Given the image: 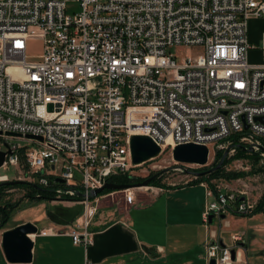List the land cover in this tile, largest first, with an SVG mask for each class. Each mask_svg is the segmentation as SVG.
Instances as JSON below:
<instances>
[{"label": "built area", "instance_id": "built-area-1", "mask_svg": "<svg viewBox=\"0 0 264 264\" xmlns=\"http://www.w3.org/2000/svg\"><path fill=\"white\" fill-rule=\"evenodd\" d=\"M76 1L68 14L66 0H0V150L12 152L4 167L25 165L31 183L57 185L58 199L81 197L74 245L93 243V192L139 166L133 136L150 137L161 154L190 143L209 158L242 147L264 165V61H248L251 50L264 53V33L258 46L248 37L264 0ZM38 39L42 53L28 61ZM183 47H202L204 57L169 51ZM202 184L206 222L256 206L243 191ZM125 191L133 205L136 194ZM232 249L214 241L208 263L233 264Z\"/></svg>", "mask_w": 264, "mask_h": 264}, {"label": "crops", "instance_id": "crops-1", "mask_svg": "<svg viewBox=\"0 0 264 264\" xmlns=\"http://www.w3.org/2000/svg\"><path fill=\"white\" fill-rule=\"evenodd\" d=\"M251 43L258 46L260 41ZM257 51L263 53L257 48L250 54ZM135 203L133 217L130 210L108 207L107 214L92 224L93 243L88 249L74 245L69 236L83 211L38 228V234L31 236L34 248L29 264H83L87 259L93 264H209L206 249L218 232L210 230L204 218L209 199L203 184L154 187L136 197ZM10 229L0 230V264H11L2 248L3 233ZM260 254L264 259V248ZM233 264H244L242 250H237Z\"/></svg>", "mask_w": 264, "mask_h": 264}, {"label": "rangeland", "instance_id": "rangeland-1", "mask_svg": "<svg viewBox=\"0 0 264 264\" xmlns=\"http://www.w3.org/2000/svg\"><path fill=\"white\" fill-rule=\"evenodd\" d=\"M66 2L68 14L78 11V3L76 0H66ZM248 30L249 39L254 43H258L264 32V18L250 20L248 23ZM42 45L40 39L29 43L27 52L28 61H33L41 55L43 49ZM169 51L177 55L178 58L191 56L192 58L202 59L204 57V49L202 47L171 48ZM257 52H251V54L249 52L250 56L248 54V61L250 64H260L262 62L263 53ZM12 142L20 143L22 146L28 145L27 141L18 140L16 138L12 139L11 143ZM219 152L224 153L222 161L219 162V164L222 163V165L225 159H232V157L237 154V151L234 154L228 149ZM249 155L253 157L233 159L225 168L227 172H244L249 174L248 176L236 180L220 178L212 179L211 181L217 183V185L222 188L247 193L251 198V202L256 205L264 192V172L261 170L264 169V165L261 164L260 156L256 154ZM215 157L216 156L213 157L212 155L209 158V164L205 166L206 168L211 167L215 163ZM203 168L204 167L197 165L177 163L173 159L172 151L166 150L155 159L137 166L130 174L133 177L145 179L146 181L151 178L154 180L155 175L160 173L162 176L160 184L156 186L150 183V185L147 186L149 189H145L143 186L131 187L129 189H132V192L138 197L147 191H151V188L154 187L165 186L169 188L187 185L192 181H197L199 176L195 173L202 171ZM216 168L208 170L207 173H212ZM6 177L8 181L32 182L30 172L25 165H20L18 168L14 166L3 167L0 169V182L6 181ZM143 182L142 180L136 181L132 183V185ZM29 193V189L12 188L5 190V192L0 195V207L8 203L20 204V207L13 211L9 222L5 225L6 228L13 229L23 222L33 221L36 222V226L40 229L48 226L53 220L59 219V217L67 215L73 217L75 214L84 211V206L80 203H66L63 201H50L38 198L28 199L27 195ZM98 198L100 201L98 204L99 209L94 221L102 214H107V211L111 209H108V207H112V210L114 208H122L123 211L130 210V215L132 217L135 215V213L132 212L137 203H134V205H129L127 203L125 190L115 191L104 196L100 195ZM212 201L213 199L210 200V202ZM252 217H242L238 214L230 213L224 220H221L219 217L214 218L213 223L211 225L208 224V227L210 230L215 229L218 232L217 238L215 239L216 242H220L222 245L224 244L228 247L233 246V249L243 251L244 264H264V259L260 254L264 248V215L262 213ZM1 222L0 213V224ZM90 231L93 232V225ZM235 235L241 236L242 240L235 241L233 238ZM209 244H211V242L208 243V246Z\"/></svg>", "mask_w": 264, "mask_h": 264}, {"label": "water", "instance_id": "water-1", "mask_svg": "<svg viewBox=\"0 0 264 264\" xmlns=\"http://www.w3.org/2000/svg\"><path fill=\"white\" fill-rule=\"evenodd\" d=\"M257 121L264 123V117L257 118ZM247 128L248 127H246V129ZM131 147L134 165H142L148 161L155 159L161 154V148L157 146L150 137L147 136H133ZM6 148L8 149V151L0 150V169L4 167L7 155H10L12 153L8 145H6ZM172 153L173 159L180 164L197 165L201 167L208 166L209 164L210 151L208 147L204 145L193 143L183 144L177 146L172 151ZM221 167L222 163H220L216 169H219ZM152 180L153 178L147 179L143 183L135 185L114 184L109 182L103 188L95 190L93 192V196L97 197L106 190L124 191L131 187H147L150 185ZM4 183L8 185H15L26 183V181H4ZM241 201H245V198H242ZM214 218V215H211L209 217L208 223L210 225L213 223ZM225 218V215H221L220 217L221 220H224ZM38 232V227L30 222L5 231L3 233L2 248L7 261L11 264L31 263L33 259L32 250L34 248V242L31 236L37 235ZM223 246L225 245L223 244ZM231 254L233 261H236L237 250L232 249ZM210 264H216V261L212 260Z\"/></svg>", "mask_w": 264, "mask_h": 264}, {"label": "trees", "instance_id": "trees-1", "mask_svg": "<svg viewBox=\"0 0 264 264\" xmlns=\"http://www.w3.org/2000/svg\"><path fill=\"white\" fill-rule=\"evenodd\" d=\"M237 154L232 157V159H225L223 162V165L221 168L214 170L212 173H207L208 170H211L213 168H216L217 165L219 164L220 161H222L223 157H224V153L219 152L217 153L216 157H215V163L211 166V167H204L202 169V171H198L195 174L199 176V178L197 179V181H192L191 183H189V185L191 184H202L204 182H209L212 179H220V178H224V179H228V180H236V179H240V178H244L246 176H248L249 174L244 173V172H227L226 171V166L231 162V160L233 159H239V158H252L253 156H250L249 153L247 151H245L244 148L242 147H238L237 148ZM258 159V158H257ZM22 164H24V162L22 161ZM27 168V167H26ZM264 172V169H261ZM256 172V171H255ZM161 174L158 173L155 175L154 180L151 182V185H159L161 182ZM145 181V179H139L136 177H133L131 175H123V176H116V177H112L109 179L110 183H114V184H127V185H132V183L136 182V181ZM56 187L57 185L51 183V187L47 188V187H43L41 185H39L38 183H30V182H26L23 184H15V185H8L5 184L4 182H0V195H2L5 190L7 189H12V188H20V189H29L30 193L27 195L28 199H44V200H50V201H67L68 199L65 198H61L58 199L57 195H56ZM180 186H173V187H169V188H179ZM115 192L114 190H106L104 191L101 195H107L109 193ZM82 199L80 196L76 197L75 199H71V201L73 202H80ZM20 204H4L3 206L0 207V213H1V219L2 222L0 224V230L9 222L12 213L15 209L19 208ZM264 214V192L263 195L261 196V198L259 199L258 203L256 204L254 210L252 211V213L247 214V215H240L242 217H252L258 214Z\"/></svg>", "mask_w": 264, "mask_h": 264}]
</instances>
